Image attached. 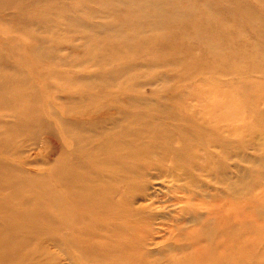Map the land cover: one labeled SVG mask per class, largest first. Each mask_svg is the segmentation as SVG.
<instances>
[{"label": "rangeland", "instance_id": "rangeland-1", "mask_svg": "<svg viewBox=\"0 0 264 264\" xmlns=\"http://www.w3.org/2000/svg\"><path fill=\"white\" fill-rule=\"evenodd\" d=\"M124 1H129L125 7L134 5L133 14L124 9ZM133 17L135 26H118ZM149 38H154L152 46L141 45ZM168 40L183 41L184 49L176 46L165 52ZM31 44L36 47L28 54L24 47ZM154 49L160 56H153ZM180 51L188 53L180 56ZM0 58L6 66L0 83L2 76L3 83L5 76L23 83L13 95L30 97L29 108L34 98L48 128L59 125L58 118H66L69 96L83 99L74 91L80 86H88L80 90L94 95H118L126 103L140 99L139 103L152 106L148 116L158 132L164 125L172 128L173 122L167 120L165 109L157 107L172 106L180 122L181 117L191 116V123L180 133L173 127V140L165 139L164 148L182 144L184 158L195 156L194 163L198 159L199 165H209L217 179L221 172L213 171L208 159L214 155L224 162L230 186L237 190V181H242L239 194L195 169L192 174L200 182L214 187L204 185L206 192H189L186 179L178 189L173 188L174 180H154L152 193L157 198L151 207L163 217L151 219L152 228L144 227L145 234H140L148 239L143 241L145 253L138 264H264V0H15L8 6L0 1ZM146 58L155 63L145 64ZM37 66L43 73L35 71ZM59 72L65 82L55 78ZM57 88L62 92L57 94ZM192 107L193 115L188 113ZM13 124V114L0 102V137ZM49 134L45 131L35 142L16 134L10 139L12 145L0 142V162L48 180L51 172L42 144ZM219 137L225 138L222 143ZM18 152H22L19 158ZM28 153L30 165L21 166L20 156ZM165 162L161 166L168 168L170 156ZM192 183L193 188L198 185L196 177ZM4 185L3 181L0 196L11 193ZM221 187L220 194L216 189ZM58 188L64 210L66 192ZM21 210L28 208L18 204L11 211ZM88 216L91 226L99 227L97 233L104 226L115 227L101 226ZM38 219L40 233H31L37 240L32 245L48 252L45 262L50 263L52 256L58 264H71L65 263L70 256L72 264H105L90 256L86 257L90 262L81 259L80 250L65 244L66 229L55 230L50 221Z\"/></svg>", "mask_w": 264, "mask_h": 264}, {"label": "bare ground", "instance_id": "bare-ground-1", "mask_svg": "<svg viewBox=\"0 0 264 264\" xmlns=\"http://www.w3.org/2000/svg\"><path fill=\"white\" fill-rule=\"evenodd\" d=\"M0 1L3 6H8L15 0ZM128 2L124 1L122 5L128 14H133L134 5L125 7ZM135 25L134 17L125 19L123 24L121 22L118 24L122 29ZM153 41L154 38L152 40L149 38L148 41L141 42V45L152 46ZM176 46H180L183 50L184 42L168 40L164 51L170 52ZM35 47L36 44H31L29 47H24V51L32 54ZM158 53L160 52L154 49L152 54L158 57L160 56ZM185 53L188 52L180 51V56H184ZM143 61L148 62L145 63L147 65L155 63L147 58ZM4 68L6 66L3 58H0L1 75ZM35 69L43 73L40 71V66ZM55 78L60 83L67 79L61 72L56 74ZM22 84L15 83L9 76H5L3 83L2 76L0 102L5 104V108L13 114L14 124L9 132L1 135L0 142L9 144L14 134L24 136L27 140L30 138L35 142L42 133L48 131L49 140H45L42 146L46 152L44 159L48 163L51 175L48 180L38 179L27 174L19 165L17 170L16 167L6 168L0 162V179L5 178L0 180V188H3L4 181V187H9L10 192L14 194L3 191V195L0 196V264L7 263L10 257L14 259L8 264H58L52 256L50 263L45 262V259L50 256L48 252H44L45 249L42 250L39 244L32 245L35 237L32 238L31 233L34 231L40 233L38 227L41 223L38 216L44 218L46 222L50 221V225L55 230L66 229L65 244H70L74 250H80L83 260L90 256L105 264H122L123 262L138 264L145 253L142 251L143 241L148 239L140 234H145L144 227L152 228L151 219H155L157 215H159L157 218L163 217V214L160 217V214L153 212L151 207L154 199L157 198V195L152 193L154 180L166 177L168 181L177 182L173 188L178 189L186 179L184 183L188 180L186 190L189 192L198 191V189L206 192L203 189L204 185L206 188H212L214 184L200 182L198 177L192 174L195 169L205 171L207 177L213 178L217 183L222 182L227 189L236 190L235 186H230L229 181H226L229 172L225 171L224 162H220L214 155L213 158L210 156L208 159L212 161L213 171L221 172V177L217 179L212 175L209 165H199L198 159L197 163H194L195 156L184 158V153L180 152L182 144L164 148L165 139L173 140V127L180 133L183 127L191 123V116L181 117L183 122H180V116H175V113L173 115L175 109L172 106L157 107L165 109L167 120L173 122L172 128L164 125V128L158 132L153 128L148 116L150 110L154 109L152 106L139 103L140 99H136L135 102L129 100L126 103L118 95H94L80 90L89 89L88 86H80L74 91L83 96V99L76 100V96H69L65 101L66 118H58L59 125L51 129L43 121L34 98L32 99L34 104L29 108L27 103L30 97L27 99L24 94L13 95L12 91L16 93L17 88L23 86ZM50 84H47V88L52 91ZM54 90H59L57 94L62 92L60 88ZM18 99L22 100L23 104L18 103ZM182 107L183 105H180V109ZM188 113L193 115L195 107H192ZM219 138L221 143L225 139ZM12 144L13 142L9 145ZM152 150L153 156L150 155ZM21 153H17L18 158ZM30 156V153L22 154L19 164L30 165ZM167 156H170L171 163L168 168H164L162 166L166 163ZM179 170H182L180 176L172 173ZM223 170L225 173L222 172ZM186 172H188L187 176L184 175ZM193 177L198 180V185L194 184V188ZM237 184L236 192L242 194L240 187H243L242 181H237ZM58 187L66 192L63 204L68 207H64V210L60 206L63 199L58 192ZM223 188L216 191L221 194ZM141 202L146 203L141 205ZM18 204L28 208V211L12 212L14 205ZM47 211L51 213L50 216L47 215ZM33 213L37 216L31 217ZM90 214L99 225L112 224L115 227L109 230L104 226L102 233H97L99 227L91 226L90 219L86 218ZM79 218L80 220L86 218L88 221L84 220L82 224ZM3 220L6 221L5 225ZM138 224H142V227ZM67 233L74 234L76 237L71 238ZM105 233L109 236H104ZM85 236L86 239H83ZM148 243L152 245L154 242ZM87 258V262L92 261ZM65 263H73L70 256L65 257Z\"/></svg>", "mask_w": 264, "mask_h": 264}]
</instances>
